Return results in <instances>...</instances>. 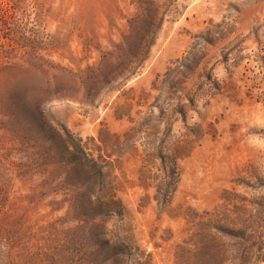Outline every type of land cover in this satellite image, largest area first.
<instances>
[{
	"label": "rangeland",
	"instance_id": "1",
	"mask_svg": "<svg viewBox=\"0 0 264 264\" xmlns=\"http://www.w3.org/2000/svg\"><path fill=\"white\" fill-rule=\"evenodd\" d=\"M0 264H264V0H0Z\"/></svg>",
	"mask_w": 264,
	"mask_h": 264
}]
</instances>
